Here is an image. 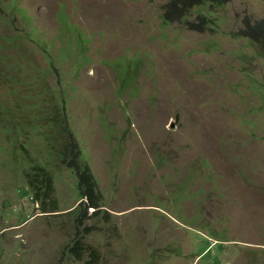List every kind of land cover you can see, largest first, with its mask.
Here are the masks:
<instances>
[{
    "label": "rangeland",
    "instance_id": "obj_1",
    "mask_svg": "<svg viewBox=\"0 0 264 264\" xmlns=\"http://www.w3.org/2000/svg\"><path fill=\"white\" fill-rule=\"evenodd\" d=\"M216 1L0 0V264H264V53L241 34L264 0ZM44 80L105 218L69 212L67 168L58 211L31 197L14 141L48 125Z\"/></svg>",
    "mask_w": 264,
    "mask_h": 264
},
{
    "label": "trees",
    "instance_id": "obj_2",
    "mask_svg": "<svg viewBox=\"0 0 264 264\" xmlns=\"http://www.w3.org/2000/svg\"><path fill=\"white\" fill-rule=\"evenodd\" d=\"M166 1L165 12L163 14L164 21L169 18L170 13L173 11L177 18H182L191 9L205 4L207 0ZM226 1L217 0L216 4ZM199 16L201 20H205L203 15L200 14ZM241 34L248 38L251 43L259 46L258 52L264 53V17L255 23L246 21ZM45 80L43 82H36V84L39 85V88H42L41 85L43 84L45 88L44 101L46 104L39 105V108L44 113L43 123L48 125L43 128L38 127L35 133H33L34 136L30 132L26 133V136L28 134L27 141L20 140L19 138L14 141L15 148L24 155L29 154V147L35 151V158L29 157L25 168H23L31 197L35 203L39 204L37 206L39 212L58 211L57 199L54 197V175L57 171L67 168L77 177L78 191V205L69 212H77L79 209L76 220L80 226L82 225L81 220L86 215L88 208L93 209L90 213L92 215H96L103 210L105 218L108 213L101 204L103 194L98 187V182L91 166L81 157L78 139L68 121L65 101L63 104L57 102L58 97L51 93L54 88L52 89V87L47 85ZM47 103L49 106H47ZM77 228L79 230L78 225ZM88 229L90 228H86V230ZM89 232L83 233L86 235ZM85 248L86 246L82 243V236H79L69 248V251L79 258V252L85 250Z\"/></svg>",
    "mask_w": 264,
    "mask_h": 264
}]
</instances>
